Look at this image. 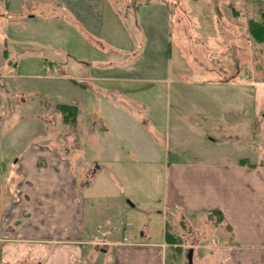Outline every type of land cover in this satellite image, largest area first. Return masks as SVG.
Listing matches in <instances>:
<instances>
[{"label":"rangeland","instance_id":"1","mask_svg":"<svg viewBox=\"0 0 264 264\" xmlns=\"http://www.w3.org/2000/svg\"><path fill=\"white\" fill-rule=\"evenodd\" d=\"M119 1L117 14L108 0H0L7 51L0 69V201L16 198V157L33 142L55 139L59 146L73 133L79 149L64 156L80 172L83 240L125 236L153 245L164 240L167 158L264 164V40L252 32L264 20V0ZM53 65L59 76L50 75ZM112 90L146 104L133 119L146 131V146L138 142L134 154L123 138L137 111L123 99L109 107ZM61 104L76 106L73 123L63 119ZM171 213L167 230L183 248L168 246L160 264H187L184 247L196 230L205 235L198 249L207 248L211 234L219 240L220 226L206 214H185L176 224ZM143 225L149 235L142 236ZM88 247L82 245L83 264H122L141 253Z\"/></svg>","mask_w":264,"mask_h":264},{"label":"crops","instance_id":"2","mask_svg":"<svg viewBox=\"0 0 264 264\" xmlns=\"http://www.w3.org/2000/svg\"><path fill=\"white\" fill-rule=\"evenodd\" d=\"M108 2L119 14L120 1ZM1 7L0 17L6 11ZM124 12H130V7H125ZM177 28L181 31V27ZM6 63L7 51L0 43V69ZM110 97L112 100L106 103L109 107L119 106V99H123L132 111H137L131 113L133 130L123 138L134 154L139 149L138 142L146 146V135L142 133L146 131L133 120L146 104L117 90L110 91ZM72 110L77 112L76 106ZM120 114H123L121 110L117 111V115ZM101 128L106 129L103 125ZM77 137L67 133L59 146L55 139L39 145L33 142L29 153L24 151L16 157V198L7 201L8 197L4 196L0 201V215L5 217L0 221V264H83L80 260L82 245L105 253L111 244L124 248L117 249L119 252H141L139 257L124 258L122 264H160L158 257L168 246L177 250L183 248L167 230L168 211L172 212L170 215L176 224H182L185 214L191 213L206 214L209 222L214 219L220 226L219 240L216 234L209 235L212 237L205 250L204 247L198 249L202 246L198 239L205 238L200 230L195 231L198 238L194 236L190 246L184 247L186 252L192 251V261L196 264H264V164L261 160L251 162L243 157L233 161L184 160L179 157L169 161L167 158L168 201L159 211L164 221L163 241L153 245L142 241L130 243L125 236L118 241L83 240L80 226L84 192L75 181L80 172L73 171L74 162L64 156L79 149L74 144ZM43 221L52 227V233L43 231ZM146 233L151 232L143 225L141 234ZM146 245L150 246L147 251Z\"/></svg>","mask_w":264,"mask_h":264},{"label":"trees","instance_id":"3","mask_svg":"<svg viewBox=\"0 0 264 264\" xmlns=\"http://www.w3.org/2000/svg\"><path fill=\"white\" fill-rule=\"evenodd\" d=\"M254 25H255V27H253V29H252L253 35L256 37V39L258 41L264 40V20L262 23H260V24L256 23ZM73 107L74 106H70V105H66V104L58 105V108L61 111L64 120H71L72 122L75 120L76 110H72ZM242 161H245V160L242 159Z\"/></svg>","mask_w":264,"mask_h":264},{"label":"built area","instance_id":"4","mask_svg":"<svg viewBox=\"0 0 264 264\" xmlns=\"http://www.w3.org/2000/svg\"><path fill=\"white\" fill-rule=\"evenodd\" d=\"M61 73H62V70L60 69V67L58 65H53L52 66V71L50 73L51 76L52 75L53 76H59Z\"/></svg>","mask_w":264,"mask_h":264},{"label":"water","instance_id":"5","mask_svg":"<svg viewBox=\"0 0 264 264\" xmlns=\"http://www.w3.org/2000/svg\"><path fill=\"white\" fill-rule=\"evenodd\" d=\"M187 257H188L187 264H192V251L191 250L188 251Z\"/></svg>","mask_w":264,"mask_h":264},{"label":"flooded vegetation","instance_id":"6","mask_svg":"<svg viewBox=\"0 0 264 264\" xmlns=\"http://www.w3.org/2000/svg\"><path fill=\"white\" fill-rule=\"evenodd\" d=\"M3 218H5L3 215H0V221L3 219ZM0 234H2V233H0Z\"/></svg>","mask_w":264,"mask_h":264}]
</instances>
